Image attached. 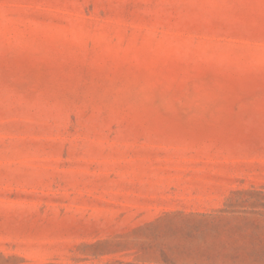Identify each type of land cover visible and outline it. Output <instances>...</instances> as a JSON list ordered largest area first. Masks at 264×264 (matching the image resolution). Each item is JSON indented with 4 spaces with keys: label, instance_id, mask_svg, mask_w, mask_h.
<instances>
[{
    "label": "rangeland",
    "instance_id": "rangeland-1",
    "mask_svg": "<svg viewBox=\"0 0 264 264\" xmlns=\"http://www.w3.org/2000/svg\"><path fill=\"white\" fill-rule=\"evenodd\" d=\"M0 264H264V0H0Z\"/></svg>",
    "mask_w": 264,
    "mask_h": 264
}]
</instances>
